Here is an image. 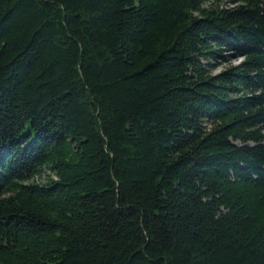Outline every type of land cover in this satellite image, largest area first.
Instances as JSON below:
<instances>
[{"label":"trees","instance_id":"obj_1","mask_svg":"<svg viewBox=\"0 0 264 264\" xmlns=\"http://www.w3.org/2000/svg\"><path fill=\"white\" fill-rule=\"evenodd\" d=\"M230 2L0 0V264H264V0Z\"/></svg>","mask_w":264,"mask_h":264},{"label":"rangeland","instance_id":"obj_2","mask_svg":"<svg viewBox=\"0 0 264 264\" xmlns=\"http://www.w3.org/2000/svg\"><path fill=\"white\" fill-rule=\"evenodd\" d=\"M211 2V1H210ZM218 4L222 7H231L232 4L230 0H218ZM206 6H209V3L206 4ZM241 58H231L228 64H222L218 67H215L214 70L212 71L213 74L219 73L221 70L224 68L228 67L229 65H237L241 62ZM46 174H42L40 177L37 178L39 183H43L46 180Z\"/></svg>","mask_w":264,"mask_h":264}]
</instances>
